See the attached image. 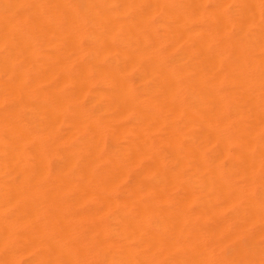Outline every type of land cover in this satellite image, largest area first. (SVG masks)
Here are the masks:
<instances>
[{
  "label": "clouds",
  "instance_id": "1",
  "mask_svg": "<svg viewBox=\"0 0 264 264\" xmlns=\"http://www.w3.org/2000/svg\"><path fill=\"white\" fill-rule=\"evenodd\" d=\"M0 264H264V0H0Z\"/></svg>",
  "mask_w": 264,
  "mask_h": 264
}]
</instances>
